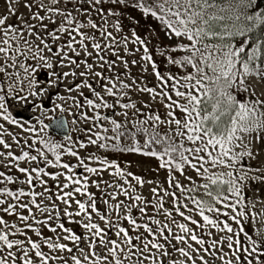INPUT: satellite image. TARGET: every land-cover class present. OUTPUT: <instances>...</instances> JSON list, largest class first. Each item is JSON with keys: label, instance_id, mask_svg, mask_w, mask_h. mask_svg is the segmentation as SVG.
I'll return each instance as SVG.
<instances>
[{"label": "snow or ice", "instance_id": "1", "mask_svg": "<svg viewBox=\"0 0 264 264\" xmlns=\"http://www.w3.org/2000/svg\"><path fill=\"white\" fill-rule=\"evenodd\" d=\"M105 3L138 9L144 17L158 21L165 36L175 38L174 44L165 46L160 54L166 56L168 64L182 69V74L158 70L150 53L155 29L149 27L147 38L135 28L130 35L123 34L124 11L105 8ZM16 5L20 0H7V14H0V147L4 149L0 157L24 174L19 182L28 188L0 187V211L17 215L23 228L32 229L38 237L42 235L39 228L27 221L48 225L55 216L56 226L48 225L50 231L55 233L59 228L63 234L38 242L17 223L0 217V264H69V259L71 264H215L216 260L220 264H264V232L254 227V237L244 228L245 221L255 225L257 216L264 218V210L257 213L251 201V207L244 203L242 194L248 181L264 183V170L251 166L245 170L241 164L245 157L253 160L264 152V88L257 91L264 85V8L259 7L258 0H23L27 16L18 14ZM93 13L100 18L99 23L92 19ZM9 17H16V22L9 23ZM111 17L115 21L109 25ZM127 19L139 25L134 17ZM130 40L142 48L133 51ZM121 49L125 54L142 52L140 61L150 64L156 87L137 86L134 78L128 82L129 61L120 55ZM173 52L183 55L174 57ZM109 54L115 59H109ZM130 63L136 65L138 61ZM120 64L124 73L116 71ZM132 90L159 101L164 114L154 111L147 101L138 107L131 99ZM45 100L51 109L44 107ZM17 108H31L39 115L34 120L20 118V112L14 114ZM56 110L72 115V125H88L73 128L83 131L87 139L73 140L66 135L67 143H63L49 136L47 130L53 125L64 128L68 124L66 119L49 115ZM13 144L20 148L19 154L12 151ZM88 145L155 158L157 171H167L166 182L172 191L152 187L153 199H146L137 187L158 182L146 181L122 168L116 159L95 152L81 156L77 149ZM65 155L76 162H65ZM19 161L29 166L20 167ZM47 167L61 171L50 173ZM78 168L88 175L78 173ZM186 169L194 170L204 182L186 188L176 175L195 184ZM105 170H111L121 182L103 181L106 189L112 188L106 198H101L107 206L103 212L88 188L90 184L100 188L102 181L89 177ZM249 172L259 175L250 176ZM45 176L56 182L55 194L48 187L34 190V181L47 184ZM0 178L5 185L19 180L3 171ZM196 187L205 190L207 199L188 195L182 201ZM74 194L86 196V200L75 199ZM118 195L127 197V202L117 201ZM165 197H171L172 209L165 208ZM45 198L51 201L50 207L44 204ZM56 201L65 205L63 214L70 220L86 217V221L77 222L84 234L60 222ZM188 201L194 209L189 208ZM72 203L77 206L75 211L69 210ZM149 205L158 216H164V221L147 216ZM32 206L48 216L37 220ZM17 208L29 215L17 212ZM133 208L143 222L133 217ZM173 212L195 227L177 223ZM93 214L104 227L94 222ZM121 219L127 220L136 235L121 226ZM111 229H115V239L108 235ZM211 229L222 235L213 237ZM42 245L48 248L47 253Z\"/></svg>", "mask_w": 264, "mask_h": 264}, {"label": "rangeland", "instance_id": "2", "mask_svg": "<svg viewBox=\"0 0 264 264\" xmlns=\"http://www.w3.org/2000/svg\"><path fill=\"white\" fill-rule=\"evenodd\" d=\"M2 2H5V4L2 5L1 4ZM22 3H23V0H20V5H16L19 8L18 14H24L25 16H27V10L22 7ZM6 5H7V0L0 1V14H7L6 13ZM9 19L11 20L10 21L11 23L16 22V17H9ZM92 19L94 21L98 22L97 18L94 17V13L92 14ZM49 27H54V25H49ZM85 31H89V30H85ZM159 36H160V38L163 41L167 42L168 44H171L172 45L175 42V38L174 37L171 38V39H169V38H167L165 36V34L161 30V27L160 26H159ZM131 47H133V46L131 45ZM120 55L123 56L125 59H127L129 61V70H130V73H131V77L129 78V81L128 82H131V79L134 78L137 81V86H147V87H149V86L156 87L157 86V83L158 82H157L154 74L152 73L151 66L150 65H145L142 61H140V56L142 55V52H136L135 55H132V54H125L122 51V49H121ZM108 58L109 59H115V57H112L110 54H109ZM133 59H136L138 61V63L136 65H133V64L130 63L131 60H133ZM144 67H147L148 70L147 71H144ZM116 71L117 72H120V73H124L125 72V69L123 68V65L120 64L116 68ZM106 73H108V72L105 71V74ZM93 82L95 83L94 80H93ZM262 88H264V85L258 87L257 88V91L259 92ZM85 92L87 93V90H85ZM130 95H131V99L137 103V106L138 107H143V103L145 101H147L148 103H150L152 105V109L154 111H158L161 115L164 114V112H165L164 107L159 103V101H152L151 98H150V96H149V94L143 93V92H137L135 90H132L131 93H130ZM44 107H46L48 109H51L52 108V105H51V103L49 101L45 100L44 101ZM58 114H60L58 110L49 113L50 116H53V115L56 116ZM36 115H39V112H36ZM72 119H73V116L71 115L70 116V121H72ZM46 120H47V117L45 118V121ZM83 126H84L83 124H79L78 123L77 125H73V128L82 129ZM13 130L14 131H19L18 129H15L14 126H13ZM76 132L79 133V134L86 135L83 131H76ZM9 143H12V141L10 139H9ZM92 147H93V145H88L85 148L86 151H87L86 154H85V156H87L89 153H91ZM81 150L83 151L84 149H81ZM0 151H4V149L2 147H0ZM12 151L14 152V154L15 153L18 154L20 152V148L18 146H16L15 144H13ZM80 154L83 155L82 152H80ZM132 159L134 160V166H135V168H133L131 170L133 173H136V171H138L139 169H141L140 168L141 166H143V167H150V166L153 165L152 166V170H151V168H149L150 171L146 175V179L149 177V175H150V177H153V176L156 175V172H155V164H152V162H154V158L148 160V159H143L140 156L132 155ZM259 159H260L259 160L260 165H262V167L264 168V152L261 153V155L259 156ZM66 161L71 162V163H75L76 162L75 161V158H72V157L67 158ZM86 162H90V161H86ZM33 165H35V164H33ZM10 166H12L13 168H15V166H13L12 164H9L8 161L4 157H0V170H2L4 172H6V171L7 172H13L12 169L10 168ZM22 166H24V164ZM252 168H254V169L257 168L256 167V164L254 166H252ZM221 170H224V169H210V171H221ZM245 170H247V168H245ZM54 171H57L58 172V171H60V169H55ZM186 173H187V176H191L192 177V180L195 181L196 183H201L203 181V178L197 176L196 173H195V171L192 170V169H188L186 171ZM249 173L251 175H259V173H256V172H249ZM81 174L82 175H88L87 173H84V172H81ZM162 174H163V172H161L159 174V177H161ZM15 175H14V177H18L19 180H17L16 182L12 183L11 186L14 185V186H18V187H24L27 190L28 185L21 184L19 182L20 180H23L24 179V174H22V173H15ZM110 177H111V170H105V171L102 172L101 175H90V177H89L90 180H100V181H102L99 189L96 188L94 185L91 186V189L93 191L92 193L95 194V198L97 200V207L101 211H103V212H106L107 211V206L101 202V198L102 197H105L106 198L107 193L112 191V188H107V189L105 188V185H104L103 181H108L109 182V178ZM182 177H183V180L184 181H187V179H185L184 176H182ZM81 178H82V176H81ZM43 179H45L47 181V184L44 185V186H41L38 182H35L34 181V183L36 184L34 190L37 191V192H39L40 190L42 191L43 187H48L50 189H53V190H51V192L53 194H55L56 191H57V184H56V182L51 177H49V176H45V177H43ZM114 180L115 181L117 180L116 182H121V181H119V178H117V177H114ZM63 182H64L63 181V177H60V183H63ZM111 182H113V180ZM253 183H255V185H251L250 186L251 204H254L255 205V211L257 213H260L262 210H264V183H261L259 181H255V180H253ZM149 186H150V184H146L145 183L143 185V187H138L137 188V191L142 196H144L146 199H153V194L151 193V190L149 189ZM159 188L160 189H165L162 186H159ZM13 189L16 190V188H14V187H13ZM166 189L169 190V187L166 188ZM158 194H162V193H158ZM74 198L75 199L86 200V196H83V195H80V197H79L76 194H74ZM22 199H25V198H22ZM40 199H41V197H37V200L38 201ZM53 199H55V196H53ZM164 200H165V198H164ZM117 201H125V202H127V197H124L123 195H118L117 196ZM25 202H27L26 199H25ZM110 202H112V201H110ZM13 203H15V202L13 201ZM56 203L61 207L60 208L61 214H63V209H64L65 205L63 203H61L60 201H56ZM44 204H46V205H48L50 207L51 206V201H48L45 198L44 199ZM164 206H165V208L172 209L173 204H172L171 197H167V200H165ZM0 207H3V206H0ZM33 207L34 206H32V208ZM76 207L77 206L74 203V208L71 209V211H75L76 210ZM35 210L36 211H35V213L33 215H36V218L39 219V220H44L48 216V213L47 212L41 214L37 209H35ZM17 212H23L24 215H29L26 210H21L19 208H17ZM121 212L122 213L124 212V209L123 208L121 209ZM132 215H133V217L135 219H137L138 222H143L141 220L140 213H139V211L136 208H133ZM147 216H154L157 219H160L161 221H164V216L163 215H159L158 216L156 214L155 210L150 205L147 207ZM0 217H3L9 223L15 222L18 225L22 224L19 221L17 215H15V214L8 215V214L0 211ZM93 217H94V222L99 223V224H101V227H104L103 222L100 221L97 217H95V214H93ZM173 217L176 219L177 223H180V222H185L186 223V221H183L182 218L179 217V215H177L175 212H173ZM60 218L63 219L64 216L62 217V215H61ZM73 218H81V220L84 219L86 221V217H83V216H74ZM112 219H113V221H115V219H116V214L115 213H113ZM52 221L55 222V224H56L55 216H53ZM169 222H170V220H169ZM67 223H70V222H67ZM230 223H232V221ZM250 223H251V226H252L253 231H254V227H255V228L260 229L261 232H264V218H261V217L257 216L256 224L253 225L252 222H251V220H250ZM120 224H121V226H123L126 229H128L129 230V233H133L132 226L128 224L127 220L121 219L120 220ZM75 226L78 228V231L80 233H84L85 232L82 224L75 225ZM191 227H195V226L194 225H191ZM173 229H174V231H176L174 225H173ZM58 230L59 229H57L55 233L52 232V231L49 232L48 230H45L44 233H41L42 234L40 236L41 237V240L48 233H50V236H53V237H55V234L56 233H62V231H59L58 232ZM73 231H75L76 233L78 232L77 230H73ZM211 231L213 233V237L218 236V235H222L221 233H217L215 229H211ZM140 232H143V229L142 228L140 229ZM108 233H115V229L108 230ZM28 234H34V233H32V230H30ZM61 236H62V234H61ZM31 238L32 239H36V240L38 239L37 237H34V236L31 237ZM204 238L206 240L210 239L206 235H205ZM66 243H69V242L67 241ZM44 248H45V246H44ZM225 251H227L226 248H225ZM60 254H62V253H60ZM63 254L66 256V253H63ZM173 255L176 258L182 259V257H179V254L178 253H173ZM208 259L211 262V259L212 258L211 257H208ZM69 264H71V261H70ZM215 264H220V261L219 260H216L215 261Z\"/></svg>", "mask_w": 264, "mask_h": 264}, {"label": "trees", "instance_id": "3", "mask_svg": "<svg viewBox=\"0 0 264 264\" xmlns=\"http://www.w3.org/2000/svg\"><path fill=\"white\" fill-rule=\"evenodd\" d=\"M0 1H5V0H0ZM258 3H259V7L260 8H264V0H258ZM1 4L4 5L5 2H2ZM85 7H87V5H85ZM103 7H105V8H113L114 7V8H117V10L124 11L125 16H124V18H122V23H123V26H124V32H123V34H125V35H130V32L133 30V28H135V30L143 38H147L149 27L155 29L157 35L151 40V42H150V48H151V55L153 56V60L157 64V67H158L159 71L162 72V73H165V72H168L170 70L174 74H182V71H183L182 69H179L175 65L168 64L167 61H166V56H162L160 54L161 51H163L164 47L165 46H168V44H166L165 42H163L162 40H160V38L158 37V32H157V29L159 28V22L158 21L154 20L150 16L149 17H144L142 15V13L138 9H133V8L124 9L122 6L112 5L110 3H105L103 5ZM94 15H95V13H94ZM128 16H132V17L135 18V20L139 21V25H134L132 23H129V21L127 19ZM96 17L98 18V22L97 23H99L100 22V18L98 16H96ZM114 21H115V17L109 18V25H111L112 23H114ZM109 30H112L111 27H109ZM97 35H98V33H97ZM171 55H173L174 57H178L180 55H183V53H181V52H173V53H171ZM55 140H57L59 142H63L62 139H55ZM73 140H76V139L73 138ZM63 143H67V142H63ZM92 150L97 155H100L102 157H107L108 159H116L117 162L120 164V166L122 168H127L130 171L133 168H135L134 162L132 161V158H131V155L132 154H130V153L116 152V151H113L111 149H99L98 150L97 147L94 146V145L92 147ZM133 155L140 156L143 159H145V158L152 159L151 157H145V156H142L140 154H133ZM49 156L51 157V154L50 153H49ZM259 160H260L259 157L256 158V159H253V160H249L247 157H245L241 161V164L243 165L244 168H247V169H248L249 166L252 167L255 164H256V167L257 168H261V165L259 163ZM152 164H154V163H152ZM90 165L91 166H97L95 163L93 164L92 161H91ZM155 165H156L155 168H156V171H157L158 162H157L156 159H155ZM239 167H240V165L237 166V171H239ZM187 170L188 169H186V171ZM79 171L83 172V169L82 168H78L77 169V172H79ZM147 171H148V169H142L141 172L140 171L138 172V175H140L143 179L146 180V175L148 174ZM161 172H164L165 174H167V171L165 169H159L157 171V173H161ZM135 174L137 175V173H135ZM176 175H177V177L180 180L182 179V176H180L179 174H176ZM249 175L252 176L250 173H249ZM0 179H2V178H0ZM167 179H168V175H167ZM111 180L115 181L114 180V177L111 178V179H109V182L110 183H111ZM152 180H154L153 177L151 178L150 181H152ZM186 182L182 181V183L184 184V186L186 188H192V187H195L198 184H202L204 182V180L201 183H196L195 182V184H193L190 181H186ZM11 184L5 185V184L0 183V187L6 186V187H9L12 190H14L13 187L16 188V189L17 188H20L18 186H14V185L11 186ZM251 185H255V183H253V180L247 182V184L244 187L243 192H242V194L246 197L244 203L246 205H248L249 207H251V204H249V201H251V195H250V186ZM91 186L92 185L90 184L89 185V188H88V191L89 192H93L92 189H91ZM64 190H66V189H64ZM168 191H170V190H168ZM171 191H172V189H171ZM204 192H205V190L202 187H196V191L191 192V193H186L185 196L182 197V201H185L186 200V197L188 195H191V196H194V197H197V198L203 197V198L207 199V197L205 196ZM76 195L80 197V194H76ZM177 195H180L179 191H177ZM188 203H189V208H192V209L195 208V205H192L190 203V201H188ZM59 208H61V207L59 206ZM73 208H74V203L71 204V207H70L69 210L71 211V209H73ZM181 208H182V210H184L183 207H182V204H181ZM33 211H34V209H33ZM188 214L193 215L194 218L197 219V220H201V218L195 212H189ZM61 215H62V217L64 216V214H61ZM31 221L32 220L30 219L29 221H27V223H30ZM78 221H81V218H72L71 220L68 217H65V216H64L63 219L60 218V222H62L65 225V227L71 228L72 230H78V228L75 226V225H80V223H77ZM67 222H70V223H67ZM186 223H189V226L191 227V223L190 222H187L186 221ZM42 225H43V223L37 224L34 228H39L40 232L41 233H44L45 230H48L50 232V228H49L48 225H50L52 227H55L56 226L55 222H53L52 220H50L48 222V225H45L44 224L43 228H42ZM18 227H21L23 229V223L20 224V225H18ZM244 228H245L246 231L249 232V234H251V235H253L255 237V233H254V231L252 229L250 220L244 222ZM57 229H59V228H57ZM196 230H197V232H201L200 229H196ZM59 231H62V230L59 229L58 232ZM204 231H206V230H204ZM25 232H27V234H28V230H25ZM32 232H34V234H28V236H30V237H33V236L34 237H38L36 235L35 231L32 230ZM56 234L58 235V234H63V233H56ZM56 234H55V237H53V236H50V233H48L47 235H45V237H52L53 240H55L56 237H57ZM77 234H79V233H77ZM130 234L131 235H136L135 232L130 233ZM108 235H109L110 238H112V236L114 235V233H108ZM20 238L22 239L23 237L21 236ZM115 238H113V239H115ZM241 239H243V236H241ZM36 241H38V242L41 241V237H38V239ZM134 243H135V241H134ZM44 246H45V249H44ZM42 248H43V250L46 253L49 251L48 248L46 247V245H42ZM170 251H171V249H170Z\"/></svg>", "mask_w": 264, "mask_h": 264}, {"label": "water", "instance_id": "4", "mask_svg": "<svg viewBox=\"0 0 264 264\" xmlns=\"http://www.w3.org/2000/svg\"><path fill=\"white\" fill-rule=\"evenodd\" d=\"M15 112H20L22 115L20 118H27L28 119V116L23 112L21 111V109L17 108V109H14V114ZM58 119V118H57ZM49 130L53 133H57L58 135H67V132H68V127H64V128H57L53 125V127H50Z\"/></svg>", "mask_w": 264, "mask_h": 264}]
</instances>
